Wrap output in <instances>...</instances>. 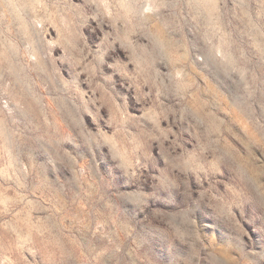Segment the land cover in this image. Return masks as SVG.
<instances>
[{
    "label": "rangeland",
    "instance_id": "374dc122",
    "mask_svg": "<svg viewBox=\"0 0 264 264\" xmlns=\"http://www.w3.org/2000/svg\"><path fill=\"white\" fill-rule=\"evenodd\" d=\"M0 264H264V0H0Z\"/></svg>",
    "mask_w": 264,
    "mask_h": 264
}]
</instances>
